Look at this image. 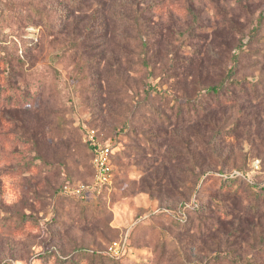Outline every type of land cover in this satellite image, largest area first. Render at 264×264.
I'll list each match as a JSON object with an SVG mask.
<instances>
[{
    "label": "rangeland",
    "instance_id": "1",
    "mask_svg": "<svg viewBox=\"0 0 264 264\" xmlns=\"http://www.w3.org/2000/svg\"><path fill=\"white\" fill-rule=\"evenodd\" d=\"M81 1L0 0V264H264V0Z\"/></svg>",
    "mask_w": 264,
    "mask_h": 264
},
{
    "label": "built area",
    "instance_id": "2",
    "mask_svg": "<svg viewBox=\"0 0 264 264\" xmlns=\"http://www.w3.org/2000/svg\"><path fill=\"white\" fill-rule=\"evenodd\" d=\"M87 137L88 142L93 147V151L95 154L93 164L96 170L97 181L95 186H85V185H78L74 188H65V193L73 194V195H81L85 193L86 190H101L103 187L112 184V173H111V160H110V148L109 146L101 144L97 140V135L95 130L88 129L87 130ZM98 190V191H99ZM123 245L122 243H114L111 247L110 251L116 255L119 254Z\"/></svg>",
    "mask_w": 264,
    "mask_h": 264
},
{
    "label": "trees",
    "instance_id": "3",
    "mask_svg": "<svg viewBox=\"0 0 264 264\" xmlns=\"http://www.w3.org/2000/svg\"><path fill=\"white\" fill-rule=\"evenodd\" d=\"M65 1V8L68 9V11L66 12V15H64L65 17V20L66 19H70L71 17H73L76 13L78 12H82V11H85V10H88V6H86L81 0H64ZM68 16V17H67ZM71 40L74 41L75 43H78L80 41V37L78 36L77 32H73V35L71 36ZM8 71V70H7ZM224 84V83H223ZM222 84V85H223ZM209 89L213 92V93H218L219 92V88L218 87H209ZM207 112L204 111L203 113ZM197 120L199 121L200 119H202L204 116L202 114H198L197 116ZM218 132V131H217ZM107 145L109 146L110 148V160L113 161V155H114V152H113V147L111 145V142H108ZM90 150H91V153H92V162L94 160V157H95V154H94V151H93V147L90 146ZM176 161V160H175ZM112 175H113V181H115V172L113 171L112 172ZM228 179V178H226ZM113 186H110L109 188L111 189ZM70 198H73V199H78L80 201H83L85 200V197H84V193L81 194V195H71L69 196ZM192 205H188L186 204L185 208L184 209H180V215H184L186 210L190 207L191 208ZM198 205L196 204V207ZM185 218H186V214L184 215ZM26 217L25 216H22L20 218V223L21 225H25L26 223ZM117 241H113L111 242L108 247H107V250H106V255L105 257L103 256H98V253L97 252H91V251H88V250H80L78 251L79 253H81V255H88L89 258L91 260H96V264H104L103 261H104V258L106 259H110V260H115V261H119L121 260V258L123 257L121 254V252L116 255L114 253H112L110 251L111 247L113 246L114 243H116ZM98 258V259H96ZM99 260V262L97 261ZM5 263V262H4Z\"/></svg>",
    "mask_w": 264,
    "mask_h": 264
}]
</instances>
